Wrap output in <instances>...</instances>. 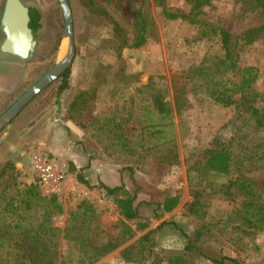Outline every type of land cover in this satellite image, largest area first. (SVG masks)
Returning <instances> with one entry per match:
<instances>
[{
  "label": "rangeland",
  "instance_id": "rangeland-1",
  "mask_svg": "<svg viewBox=\"0 0 264 264\" xmlns=\"http://www.w3.org/2000/svg\"><path fill=\"white\" fill-rule=\"evenodd\" d=\"M23 1L44 8L41 28L33 32L36 47L30 58L4 53L1 46L6 35L2 18L7 0H0V115L54 66L65 48L62 44L64 16L58 0ZM160 2L70 0L76 57L67 79L69 87L62 90L64 77L59 78L0 133V173L8 162L15 167V170L9 167L0 178L1 264L25 262L27 258L17 256L24 250L37 256L30 264L44 263V255L54 256L57 264L65 257L71 264H76L78 252L72 250L75 248L72 245L76 244L72 243L68 249L65 234L71 215L85 212L83 204L94 208V220L102 224L118 221L117 205L100 187L101 182L94 183L95 172H84V161L78 167L67 155L74 146L84 156L85 142H89L87 145L96 158L105 163L113 162L121 170V185L124 184L131 193H137V197L143 194L141 196L148 200L144 199L142 206L147 208L144 218L149 220L150 227L136 237L152 228L151 218L162 225L160 236L173 229L179 230V223L172 225L170 217L162 220V215L155 209L166 196L177 194L185 201L186 211L193 201L205 204L203 215L190 220L191 224L195 222L196 228L186 227L189 240L196 229L203 228L204 237L197 245L202 252L211 258H238L241 264H264V230L249 229L239 215L246 198L226 193V184L239 173H206L205 177H197L196 171L188 172L185 161L194 147L203 149L218 137L231 138L233 129L247 118L241 107H226L214 101L207 92L208 80H202L197 74L207 54L220 52L215 41L199 40L202 25L210 23L233 33L238 42L239 63L255 66L259 71L257 82L244 96L262 108L264 35L250 43L244 40L245 31L264 23L261 14L246 11L237 0H211L199 17L201 22L190 24L168 20L163 14L164 8L187 12L189 6L184 0ZM139 12L148 18L149 35L144 45L132 48L136 32L134 20ZM114 22L119 23L127 34V44L121 54L113 48ZM98 75H101L99 79ZM156 95H162L170 102L171 117L159 115L154 110ZM241 96L243 94H238L235 98ZM64 120L75 124L82 135L73 133ZM157 124L163 128V133L154 132ZM84 132L89 133L86 141ZM263 136L260 133L255 141H261ZM50 146H57L58 153ZM36 151H45L63 165L66 178L59 193L48 191L38 180L31 163V156ZM175 154L176 164L169 165L164 161ZM258 164L257 169L247 174L256 180L260 202L264 204V161ZM79 175L89 182V186L80 181ZM145 182L146 187L140 185ZM159 182L168 187L159 189ZM16 183L20 189L37 185L40 196L45 199L56 196L63 211L52 214L47 220L44 215L47 200L40 199L33 200L28 208L20 204L13 212L4 211L5 200L16 193ZM231 191L235 193V187ZM92 224L85 222L84 231ZM36 235L37 239L33 241L30 236ZM38 240L48 242L52 250H57L56 255L43 253L42 256L40 250L34 249V246H40ZM116 251L96 264H102ZM183 252L161 250L158 244L155 256L161 264H170L171 256ZM187 258L188 264H215L205 257L188 255ZM117 262L112 259L107 264Z\"/></svg>",
  "mask_w": 264,
  "mask_h": 264
},
{
  "label": "trees",
  "instance_id": "trees-1",
  "mask_svg": "<svg viewBox=\"0 0 264 264\" xmlns=\"http://www.w3.org/2000/svg\"><path fill=\"white\" fill-rule=\"evenodd\" d=\"M158 1L160 2V0ZM184 1L189 6L187 12H175L164 8V16L168 20L186 21L190 24L200 23L201 20L199 17L203 14L205 7L211 4V0ZM237 1L243 4L246 11L259 12L264 22V0ZM91 4L95 6L93 2ZM30 17V27L33 32L38 31L41 28L40 21L42 16L40 11L37 8L30 7ZM134 27L136 32L131 47L139 48L147 42L149 35L148 18L142 12L136 15ZM260 35H264V23L245 31L244 40L250 43L260 37ZM199 40H213L220 50L219 53L207 54L197 73L202 80H208L206 86L208 94L214 101L226 107L232 105L241 107L244 113L247 114V118L242 124L233 129L231 138L218 137L203 149L194 147L191 153L187 154L185 158L186 164L188 165V172L196 171L197 177H205L204 174L206 173L219 175L239 173L236 178H232L226 184V193L228 195H241L246 198L239 215L248 225L249 229L263 231L264 204L260 202V194L256 180L248 176L247 173L257 169L256 167H258L259 161H264V136L261 137V141H255V138L260 133L264 134V107H257L254 102H251L244 96V93L257 82L259 78L258 68L255 66H244L239 63L240 54L237 51L238 42L235 41L233 33L226 28L204 23L201 28V37ZM126 44V31L119 23L114 22L113 48L121 54ZM69 74L70 69L62 75L64 77L62 90L69 87L67 80ZM100 77L101 75L97 76L98 79ZM238 94H243V96L240 99H236L235 96ZM153 101V108L159 115L171 117L172 110L170 102L166 101L162 95L154 96ZM151 114H154L153 110ZM155 123L153 122V124ZM154 132L161 134L163 133V128L157 124ZM176 157L177 154L164 161L169 165H174L176 164ZM11 164V162H8L3 168L0 173V178L9 167L15 170V167ZM79 179L81 182L87 185L89 184L82 175H79ZM15 185L16 193L5 200L3 205L4 211L13 212L20 204H24L28 208L35 199L47 200V208L44 212L47 220L52 214L63 211L62 205L58 202L57 197L53 196L49 199L41 197L37 185L32 184L24 189H20L17 183ZM100 187L105 190L107 196L113 198L114 203L117 205L120 218L117 222L108 225L102 224L94 220V208L92 206L84 207V204L83 208L85 212L81 215H71L70 224L66 229L65 240L68 249H71L69 246L72 243L76 244V246L72 245V247H75L72 250L78 252L76 264H96L108 254L135 238L139 232H144L150 227L149 220L141 216L139 205L136 204L137 193H131L124 184L111 187L101 183ZM232 187H235V193L231 191ZM180 202L181 197L179 195H168L157 204L166 212H172L178 207ZM204 207V203L193 201L188 206L187 212L194 218H200L203 215L202 209ZM83 218L84 220L87 219L90 225L93 222L92 226L87 228L86 231H84V224L87 221L84 222ZM161 229L162 225L145 232L139 239L122 251L123 258L127 261H138L142 264H161V260L158 259V256H155ZM1 236H4V234H1ZM30 237L33 241L37 239V235ZM203 237V228L196 229L190 237L183 254L171 256L168 262L170 264H188L187 256L194 255L195 258L205 257L212 259L215 264H241L238 258H211L207 256L197 246L201 243ZM38 244L42 247L34 246V249L40 250L42 256L43 253H48L49 255L54 253L56 255L57 250H52V246L48 245V242L38 240ZM17 256L18 258L20 256L21 259H27L25 262L20 260L14 264H30L29 262H33L37 258L35 254L27 250H24L23 254H18ZM47 256L44 255L42 257L46 261L44 263L40 262L41 264H57L54 256ZM60 264H71V262L65 257Z\"/></svg>",
  "mask_w": 264,
  "mask_h": 264
},
{
  "label": "water",
  "instance_id": "water-1",
  "mask_svg": "<svg viewBox=\"0 0 264 264\" xmlns=\"http://www.w3.org/2000/svg\"><path fill=\"white\" fill-rule=\"evenodd\" d=\"M64 16L62 44L65 48L54 66L35 84L24 92L4 113L0 115V133L46 88L57 81L72 67L76 57L75 25L70 0H58ZM29 7L22 0H7L2 18L6 38L1 46L3 52L31 57L36 47L30 27Z\"/></svg>",
  "mask_w": 264,
  "mask_h": 264
},
{
  "label": "crops",
  "instance_id": "crops-1",
  "mask_svg": "<svg viewBox=\"0 0 264 264\" xmlns=\"http://www.w3.org/2000/svg\"><path fill=\"white\" fill-rule=\"evenodd\" d=\"M27 6L29 8L30 7L37 8L40 11L41 16L43 15L44 8L41 5L34 3V4H27ZM6 54H10V53H6ZM10 55L17 56L14 54H10ZM17 57H20V56H17ZM60 119L62 120V118ZM64 123L67 125L69 129H71V131H73V133L75 134L77 133L80 136L82 135L78 127L75 126V124L65 122V120H64ZM88 134H89L88 132H84V141L88 139L89 137ZM87 144L89 145V142L88 143L85 142L86 149L84 150V156L82 155V153L79 152L77 147H74V146L71 147L69 152H67V155H69L71 161H73L78 167H80V165L84 161V172L91 171V172H95L96 174V177L93 179V181H96L94 183L101 182L111 187L121 185V181H122L121 170L113 162L105 163L100 158H96L94 153L91 151V149L88 147ZM56 147L57 146H50V149L58 153L57 151H59V149ZM42 153H45V151H42ZM148 183H150V181H148ZM157 184H158L157 187L159 189H165V187H168V186H164L165 184H163L162 182H159ZM140 185L143 187H146L147 182L141 183ZM141 195L143 194H140L137 197L136 204L139 205L141 216L145 217L147 216L146 214L148 212H147V208L142 206L143 204L142 201H144L145 198H143V196ZM174 195H177V194H174ZM184 203L185 201L181 200L176 210L174 209L172 212H166L163 208L159 207L158 204L155 205L156 211L162 215L161 216L162 220L164 218L167 219L170 217L173 221L172 225H175L174 223L176 224L179 223L178 224L179 230L173 229V230L168 231L167 234L159 236L158 244L161 250L168 249V250H174V251H183L189 242L188 236L190 235V233H187L186 227H189L192 229L196 228L195 222H193L192 224L190 223V220L194 219V217L190 216L188 212L184 209ZM151 220H152V228H150V230L161 225L160 222L157 221V219L151 218ZM191 225H194V226H191ZM139 237H141V235H139ZM139 237H136L134 241H136ZM134 241L131 240L129 243H126V245L124 244L125 247L121 248L122 247L121 246L120 247L121 249L118 248L117 251L115 250L116 252L110 255L108 258H106L102 264H107L111 262L112 259L114 260L117 259L118 261L117 264H140L138 261H127L122 256V251Z\"/></svg>",
  "mask_w": 264,
  "mask_h": 264
},
{
  "label": "built area",
  "instance_id": "built-area-1",
  "mask_svg": "<svg viewBox=\"0 0 264 264\" xmlns=\"http://www.w3.org/2000/svg\"><path fill=\"white\" fill-rule=\"evenodd\" d=\"M31 163L38 180L47 187L48 191L59 193L66 178L63 165L39 151L32 154Z\"/></svg>",
  "mask_w": 264,
  "mask_h": 264
},
{
  "label": "flooded vegetation",
  "instance_id": "flooded-vegetation-1",
  "mask_svg": "<svg viewBox=\"0 0 264 264\" xmlns=\"http://www.w3.org/2000/svg\"><path fill=\"white\" fill-rule=\"evenodd\" d=\"M29 12H30V8H29Z\"/></svg>",
  "mask_w": 264,
  "mask_h": 264
}]
</instances>
